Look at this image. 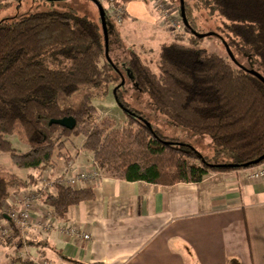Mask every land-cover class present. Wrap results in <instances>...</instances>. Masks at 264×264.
<instances>
[{
	"label": "trees",
	"instance_id": "trees-1",
	"mask_svg": "<svg viewBox=\"0 0 264 264\" xmlns=\"http://www.w3.org/2000/svg\"><path fill=\"white\" fill-rule=\"evenodd\" d=\"M17 1L20 10L0 20V155L40 174L27 182L0 176L2 220H8L15 193L37 189L55 156L69 157L63 138L72 136H84L82 150L92 155L104 177L126 182L200 184L209 173L251 171L264 163V83L250 72L264 77V0H184L183 7L179 0L187 35H176L161 47L157 73L133 47L123 68L111 58L110 47L107 59L100 14L96 22L74 8L25 12L22 0ZM210 40L224 52H211L205 45ZM123 80L133 82L160 116L208 139L210 154L154 130L145 114L126 102ZM82 88L87 92L80 108L62 109L60 96ZM111 88L128 118L123 130L109 118L91 122L94 99ZM68 117L77 122L72 131L50 125ZM13 136L31 151H17L8 141ZM43 198L63 219L95 194L88 188H59L57 195ZM6 245L10 251L12 241ZM27 245L30 253L33 243ZM8 258L19 264L11 253Z\"/></svg>",
	"mask_w": 264,
	"mask_h": 264
},
{
	"label": "crops",
	"instance_id": "crops-1",
	"mask_svg": "<svg viewBox=\"0 0 264 264\" xmlns=\"http://www.w3.org/2000/svg\"><path fill=\"white\" fill-rule=\"evenodd\" d=\"M14 1L0 0V9ZM126 7L120 37L141 52L153 51L157 59L161 47L174 39L156 24L147 0H127ZM8 16L13 15L0 14V20ZM8 141L22 154L31 151L16 136ZM84 142L78 157L71 158L79 166L91 163L82 152ZM71 159L55 156L56 177L64 176ZM7 174L27 182L40 173L19 169L8 155H0V176ZM249 175V170L209 173L200 184L176 186L109 177L82 184L78 190L92 189L94 200L70 208L63 219L43 202L35 205V223L45 220L53 229L30 230V253L55 264H264V180L252 181ZM71 229L90 239L68 235ZM9 255L0 246V264H10Z\"/></svg>",
	"mask_w": 264,
	"mask_h": 264
},
{
	"label": "rangeland",
	"instance_id": "rangeland-1",
	"mask_svg": "<svg viewBox=\"0 0 264 264\" xmlns=\"http://www.w3.org/2000/svg\"><path fill=\"white\" fill-rule=\"evenodd\" d=\"M127 0H121V3L118 4L119 6H126ZM148 7L152 9L151 11L154 13V20L161 29L167 30L170 37L175 39L176 35H187V30L182 22V18L180 15V6L179 0H147ZM105 3V2H103ZM164 3L163 9L166 10L164 14L166 15V21L164 20V15L159 12V5ZM19 1H14L10 5V7L4 9H0V14L7 16V15H15L19 10ZM52 8L66 10L70 8L77 9L81 15H86L90 17L92 20L96 21L99 18L98 9L91 3L83 2V0H71L69 2H62L57 3L55 5L51 4H42L40 2H32L31 0H22V9L25 12L30 11H47ZM31 9V10H30ZM128 12V10H127ZM127 16V13H126ZM125 16V17H126ZM110 21V20H109ZM112 26L110 28V35H109V44L111 43L110 47V55L114 62L118 65V67L123 68L125 62L129 59V52L131 51L132 46L125 45L124 41L120 37L119 29L123 26H118L114 22L110 21ZM109 32V29H108ZM205 45L209 48L211 52H224L223 48L216 40L206 41ZM137 50V49H136ZM141 56L150 63L151 68L154 72L157 73V66H156V54L153 51L146 50V52H141L137 50ZM114 89L111 88L108 95H102L97 97L93 101V106L96 109V114L93 116L92 121L93 123H98L103 119L109 118L117 123V128L123 130L128 126V118L123 113L121 108L119 107L115 95ZM86 89H81L74 95L67 97L61 95L59 98V104L62 109H74L78 110L82 104L84 96L86 95ZM124 98L129 105L133 108L141 111L145 114L148 118L150 125L153 127L154 130L158 131L162 135L168 138V140L176 141L184 144H189L195 146L198 150L202 153L208 155L210 154L211 150V143L208 139H202L201 136L194 135L193 133L175 125L171 121L163 118L160 116L156 110L151 106V103L148 97L141 93L136 87L135 84L131 81H127L124 87ZM16 139V138H14ZM65 141V148L67 152H69V159L78 157L77 153L81 149L82 141L84 136L75 137L72 136L71 138H63ZM64 152V151H63ZM89 157L92 155L84 152ZM88 156L85 155L82 159H88ZM93 157L91 160H87L91 162L88 166L93 165ZM73 160V159H71ZM77 166L79 164L74 161Z\"/></svg>",
	"mask_w": 264,
	"mask_h": 264
},
{
	"label": "built area",
	"instance_id": "built-area-1",
	"mask_svg": "<svg viewBox=\"0 0 264 264\" xmlns=\"http://www.w3.org/2000/svg\"><path fill=\"white\" fill-rule=\"evenodd\" d=\"M104 6L108 20L114 22L118 26L124 23L127 13L126 6H119L121 0H99ZM105 2V3H103ZM164 3L159 5V12L166 15L163 9ZM103 173L98 168L97 164L93 162L91 166H77L74 160H69L63 177H56L55 170L52 167L43 171L40 184L37 189L24 190L18 194L14 203L10 204L11 209L8 212V220L0 218V246L7 248V243L12 241L10 248L11 257L14 262L24 264L26 261L32 264H55L49 259H37L30 255L27 242L29 241V232L33 227H41L45 230H52L51 223L45 220H40L35 223L32 211L35 205L43 201L44 196L57 195L59 188L78 189L80 185L92 186L100 182L103 178ZM249 178L252 181L264 180V163L255 167L250 171ZM47 220L52 217V213L47 214ZM68 235L78 239L89 240V235H81L76 230L66 231ZM20 246L23 249L20 251ZM8 249V248H7ZM12 264V261L9 260Z\"/></svg>",
	"mask_w": 264,
	"mask_h": 264
},
{
	"label": "water",
	"instance_id": "water-1",
	"mask_svg": "<svg viewBox=\"0 0 264 264\" xmlns=\"http://www.w3.org/2000/svg\"><path fill=\"white\" fill-rule=\"evenodd\" d=\"M43 1H47V2H65V1H71V0H43ZM92 3H94V5L97 7L99 14H100V18H101V22H102V27H103V31H104V35H105V41H106V57L107 59L110 61V57H109V32H108V22H107V13L106 10L104 8V6L100 3L99 0H89ZM181 6L183 7L184 5V0H180ZM183 17H184V13H182ZM228 54L230 55V57L234 60L233 54L232 52L228 49ZM252 75H254L255 77H257L259 80H261L264 83V77L261 76L259 73L255 72V71H250ZM125 84V81H122V85ZM50 125H58L62 128H65L67 130H74L77 126V122L73 117H68V118H64V119H60V120H52L50 122Z\"/></svg>",
	"mask_w": 264,
	"mask_h": 264
}]
</instances>
